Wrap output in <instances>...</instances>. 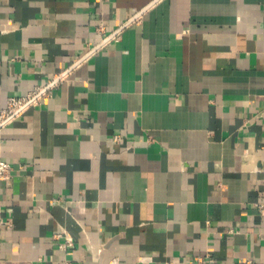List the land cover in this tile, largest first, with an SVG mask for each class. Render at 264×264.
I'll return each instance as SVG.
<instances>
[{
    "label": "crops",
    "instance_id": "0c3cea01",
    "mask_svg": "<svg viewBox=\"0 0 264 264\" xmlns=\"http://www.w3.org/2000/svg\"><path fill=\"white\" fill-rule=\"evenodd\" d=\"M61 74L0 130V264H264V0H0V111Z\"/></svg>",
    "mask_w": 264,
    "mask_h": 264
},
{
    "label": "built area",
    "instance_id": "2783aa9c",
    "mask_svg": "<svg viewBox=\"0 0 264 264\" xmlns=\"http://www.w3.org/2000/svg\"><path fill=\"white\" fill-rule=\"evenodd\" d=\"M98 30H100L101 32H107L105 26L103 25H99ZM116 36L117 33L111 34V36L107 37L102 44H99L96 47H92L91 50H89V52L87 53V55L92 54L93 52H95V50H97L103 44L108 42L110 39L115 38ZM64 75L61 74L60 76H57L58 78L56 79V81L53 83L51 82V85H49L48 87L45 86V87L37 88L33 91L28 92V94L24 96L8 97L6 107L0 111V130L6 125L13 122L16 118L20 117L27 110V108L38 104L41 97L45 95L47 91H49L51 86L57 83L60 80V78H62ZM115 137L118 138L119 136L116 135ZM12 171H13L12 165L9 162L0 159V179L1 180L10 179L12 176ZM256 206L260 214L264 216V202H258ZM0 222L3 223L2 220H0ZM4 223L10 224V221L7 220ZM67 242L68 244H70L71 243L70 239H67ZM212 258H213L212 254L207 251L202 255L196 256L194 264H210L212 262Z\"/></svg>",
    "mask_w": 264,
    "mask_h": 264
}]
</instances>
